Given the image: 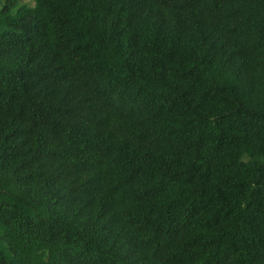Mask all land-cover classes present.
Listing matches in <instances>:
<instances>
[{
	"label": "trees",
	"instance_id": "obj_1",
	"mask_svg": "<svg viewBox=\"0 0 264 264\" xmlns=\"http://www.w3.org/2000/svg\"><path fill=\"white\" fill-rule=\"evenodd\" d=\"M0 0V264H264V0Z\"/></svg>",
	"mask_w": 264,
	"mask_h": 264
},
{
	"label": "rangeland",
	"instance_id": "obj_2",
	"mask_svg": "<svg viewBox=\"0 0 264 264\" xmlns=\"http://www.w3.org/2000/svg\"><path fill=\"white\" fill-rule=\"evenodd\" d=\"M22 3H29L30 5H33L31 0H20Z\"/></svg>",
	"mask_w": 264,
	"mask_h": 264
}]
</instances>
